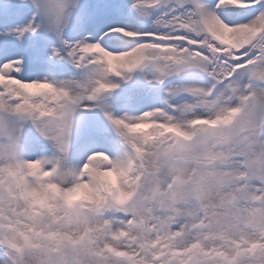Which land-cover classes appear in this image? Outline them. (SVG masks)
<instances>
[{
    "label": "snow or ice",
    "instance_id": "6c2138e0",
    "mask_svg": "<svg viewBox=\"0 0 264 264\" xmlns=\"http://www.w3.org/2000/svg\"><path fill=\"white\" fill-rule=\"evenodd\" d=\"M0 264H264V0H0Z\"/></svg>",
    "mask_w": 264,
    "mask_h": 264
}]
</instances>
